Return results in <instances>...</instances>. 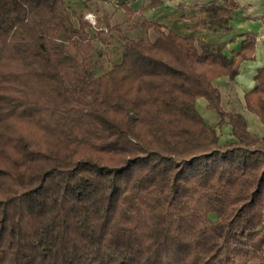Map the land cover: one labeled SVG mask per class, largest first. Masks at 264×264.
Returning a JSON list of instances; mask_svg holds the SVG:
<instances>
[{
	"label": "trees",
	"instance_id": "trees-1",
	"mask_svg": "<svg viewBox=\"0 0 264 264\" xmlns=\"http://www.w3.org/2000/svg\"><path fill=\"white\" fill-rule=\"evenodd\" d=\"M64 4L0 0V264H264V136L214 84L255 35L230 57L124 0L126 21L91 36ZM236 5L205 4L197 25L230 28ZM108 32L126 40L98 74ZM256 80L246 101L264 123V68Z\"/></svg>",
	"mask_w": 264,
	"mask_h": 264
},
{
	"label": "crops",
	"instance_id": "crops-1",
	"mask_svg": "<svg viewBox=\"0 0 264 264\" xmlns=\"http://www.w3.org/2000/svg\"><path fill=\"white\" fill-rule=\"evenodd\" d=\"M104 1V0H96ZM124 0L117 4L118 11L125 10L121 6ZM138 12V15L155 20L167 28H171L186 36L205 39L213 44L224 46L223 51L230 57L237 56L241 50L243 41L248 34L255 35V49L251 57L241 61L239 73L235 76L222 75L214 79V84L221 91V104L232 113L239 112L244 115L248 123L249 131L255 136H264V123L260 116L249 109L246 101V93L257 84L256 74L260 68H264V2L263 0H235L237 5L232 11L228 26L215 30L209 26L197 25L198 16L203 12L204 5L219 2L225 4V0H125ZM79 0H70V4H82ZM106 2V1H105ZM127 16V14H126ZM199 112L208 122L217 124L221 115L216 109L208 107V100L199 97L196 101ZM220 141L235 140L233 127L229 120L217 127ZM252 264V263H249Z\"/></svg>",
	"mask_w": 264,
	"mask_h": 264
},
{
	"label": "rangeland",
	"instance_id": "rangeland-1",
	"mask_svg": "<svg viewBox=\"0 0 264 264\" xmlns=\"http://www.w3.org/2000/svg\"><path fill=\"white\" fill-rule=\"evenodd\" d=\"M82 1L81 5H71L70 0H65V4L62 8L70 15L74 24L79 23V16L82 15L83 20L87 22V28L89 29L91 36H93L99 29L106 28L110 25L122 23L126 21V14L124 11H118L117 4L120 0H108V1H96V0H79ZM73 11H75L73 13ZM126 33L129 36H136L139 31L128 30L125 27ZM150 35L152 38L156 36V33L151 29ZM108 43L103 44L99 40H95L96 50L93 58L96 62V72L99 74L111 67V65L118 61L125 43V38L115 32H108ZM212 218H216V215H211ZM249 264V263H248Z\"/></svg>",
	"mask_w": 264,
	"mask_h": 264
}]
</instances>
